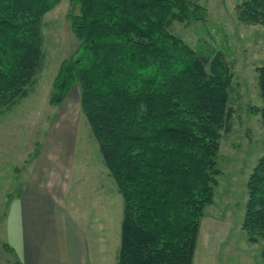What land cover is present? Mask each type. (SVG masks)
Returning <instances> with one entry per match:
<instances>
[{
	"label": "trees",
	"instance_id": "1",
	"mask_svg": "<svg viewBox=\"0 0 264 264\" xmlns=\"http://www.w3.org/2000/svg\"><path fill=\"white\" fill-rule=\"evenodd\" d=\"M59 1L0 0V112L36 84L42 19ZM70 3L78 10L67 16L78 46L61 62L49 102L60 106L78 87L81 112L122 197L116 264H193L221 173L220 140L231 126L230 65L172 31L199 11L189 0ZM237 17L264 26V0H244ZM256 72L264 129V61ZM247 191L243 230L255 242L264 237V154Z\"/></svg>",
	"mask_w": 264,
	"mask_h": 264
},
{
	"label": "rangeland",
	"instance_id": "2",
	"mask_svg": "<svg viewBox=\"0 0 264 264\" xmlns=\"http://www.w3.org/2000/svg\"><path fill=\"white\" fill-rule=\"evenodd\" d=\"M189 1L199 11L189 22L174 23L172 31L196 50L221 53L233 76L231 126L220 140L221 173L200 222L193 264H264V237L253 242L243 230L247 181L264 154L256 72L264 61V26L238 20L237 7L244 0ZM72 8L70 0H60L45 14L43 68L37 82L25 99L0 112V247L9 263L21 261V184L39 176L42 180L47 173L53 179L51 190L58 192L59 204L72 222L68 230L79 229L86 240L87 264H114L119 251L122 197L81 112L78 87L70 89L60 106L49 102L61 62L78 46L67 18L78 12ZM52 141L55 146L48 147ZM47 156L51 159L44 161Z\"/></svg>",
	"mask_w": 264,
	"mask_h": 264
},
{
	"label": "crops",
	"instance_id": "3",
	"mask_svg": "<svg viewBox=\"0 0 264 264\" xmlns=\"http://www.w3.org/2000/svg\"><path fill=\"white\" fill-rule=\"evenodd\" d=\"M52 142L53 144H48V147L55 146L56 142ZM47 151L50 153L52 149L48 148ZM48 159L51 158L43 157L44 161ZM52 180L51 174L47 173L42 180L39 176L34 181L28 180L21 184L18 195L21 262L23 264H87L86 240L79 229L68 230L67 223L72 224V222L59 204L58 192L51 190ZM0 264H9L1 247ZM114 264H116V256Z\"/></svg>",
	"mask_w": 264,
	"mask_h": 264
}]
</instances>
